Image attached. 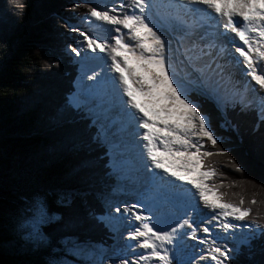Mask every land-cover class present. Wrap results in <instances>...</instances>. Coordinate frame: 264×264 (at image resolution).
I'll use <instances>...</instances> for the list:
<instances>
[{"label": "snow or ice", "instance_id": "snow-or-ice-1", "mask_svg": "<svg viewBox=\"0 0 264 264\" xmlns=\"http://www.w3.org/2000/svg\"><path fill=\"white\" fill-rule=\"evenodd\" d=\"M7 6L13 14L25 10L24 0H7ZM79 6L73 4L72 10ZM84 6L85 22L112 27L107 37L100 38L64 22L68 32L82 38L79 46L65 47L68 55L77 58L80 73L53 119L73 123L67 109L86 121L89 142L104 149L99 157L102 178L115 179L111 193L130 190L137 196L131 203H114L110 194L95 191L91 178H85L83 189L55 193V203L65 207L77 197L86 208L90 195L103 199L107 211L96 219L106 221L126 242L114 249L113 256L94 264H231L233 254L252 255L253 242L264 240V213L254 211L259 203L254 196L246 199L243 190L228 191L237 187V180L221 179L226 174L212 158H226L237 173L243 168L229 149L219 146L221 137L189 92L213 99L219 112H254L252 133L260 131L264 136V0H165V13L156 11L155 19L154 10L160 7L156 0ZM97 53L105 54L115 76H102L89 67ZM233 59L242 64L251 88L248 82H235L226 71ZM58 64L56 60L46 66ZM225 123L236 129L230 119ZM133 140L140 148L138 159L131 154ZM82 166L91 167L93 162ZM193 172L198 173L197 179L189 178ZM176 181H186L195 191ZM25 211L29 214L19 227L29 231L22 239L43 246L47 238L41 225L60 219L50 212L49 194L37 192L26 198ZM213 226L230 236L232 244L221 243L213 235ZM184 239L201 246L199 254L174 260L173 250ZM60 243L69 245L73 255L92 254L71 236L62 237ZM180 251L186 254V246ZM50 264L61 261L53 259Z\"/></svg>", "mask_w": 264, "mask_h": 264}, {"label": "trees", "instance_id": "trees-1", "mask_svg": "<svg viewBox=\"0 0 264 264\" xmlns=\"http://www.w3.org/2000/svg\"><path fill=\"white\" fill-rule=\"evenodd\" d=\"M94 0H24L22 14L13 12L7 0H0V264H50L53 259L71 258L69 245L61 238L71 236L87 248L111 246L113 232L106 221L96 219L106 212L96 197L90 195L87 208L77 197L71 206L55 203V193L61 189H83L85 178H91L95 191L113 178H102L103 146L89 142L84 131L86 121L79 120L70 110L66 115L73 123L53 119L65 97L73 91L79 65L65 52L74 43L75 33H68L64 22L79 25L87 17L85 4ZM73 4H80L72 10ZM69 56V57H67ZM58 66L48 67L52 61ZM199 110L206 113L214 132L221 137L220 147L241 165L237 173L226 158L214 157L226 176V182L237 180V187L228 191L241 192L246 199L259 202L254 211L264 213V136L252 133L254 112L229 109L219 112L215 103L189 92ZM231 120L233 129L225 121ZM94 133V129L90 130ZM91 161L93 166L84 167ZM249 181H254L250 183ZM46 192L50 198V212L60 219L41 225L47 238L43 246H34L22 239L29 229L19 225L27 213L26 198ZM92 211L93 215H88ZM253 254H234L231 264H264V240L253 242Z\"/></svg>", "mask_w": 264, "mask_h": 264}, {"label": "rangeland", "instance_id": "rangeland-1", "mask_svg": "<svg viewBox=\"0 0 264 264\" xmlns=\"http://www.w3.org/2000/svg\"><path fill=\"white\" fill-rule=\"evenodd\" d=\"M122 2H126V0H95L93 2L92 6H101V7L113 6V5H118L119 3H122ZM162 7L164 9V6H162ZM72 26L78 27L80 30L85 31L86 33L92 34V35H94L96 37H100V38L107 37L109 35L110 29L112 27L110 25H106V24L98 23V22H94V21L91 24H89V23H87L85 21L84 22L82 21L81 23H79V25H72ZM160 30H161V32L164 35H166V36L169 35V33L167 32V30L165 28L161 27ZM68 33H70V32H68ZM71 34H73V33H71ZM73 40H74L75 46H79L78 42L82 41V38L79 37L75 33V37H74ZM82 54H85V53H82ZM86 54L89 57L93 56L92 53H86ZM104 55L105 54H103V53H97L96 54L97 58L94 59V60H90L89 61V67H95L96 70L98 72H100L102 76H108V77L115 76L116 74H114V73H112V75L108 73L110 71V63L111 62L110 61H106V59L104 58ZM69 56H67V57H69ZM234 56H235V54H234ZM71 58L74 60V63L76 65H79L76 62L77 58L72 57V56H71ZM237 66L238 67L241 66V68H242V65H237ZM78 67H79V69H78V75H79V73H80V65ZM237 68L236 67L234 68L233 62L231 63V65H226V71H229V72L232 73L233 80L235 82H238V84L243 85L245 82L242 79L238 78V73L239 72H238ZM137 70L139 71V69H137ZM177 71L179 72L180 77L183 78L184 74H183L182 71L179 70V67H178ZM249 85H250L249 87L251 88L252 84L250 83ZM256 94L259 95L258 92ZM199 95H201V94H199ZM249 95H251V93H249ZM133 145H134V147L132 149V153L131 154H132L133 158L138 159L140 148L138 146H135L136 145V141L135 140H133ZM193 173L195 175L194 179H197L198 178V173L197 172H193ZM114 183H115V179H114ZM123 183H125L126 188H131L132 187V185L128 184L127 182H123ZM113 184H107V185L105 184V186H102V190L100 192L110 194L111 195V199L113 200L114 203H117V204H122L123 202L131 203V202H134L137 199V196H136L135 192L130 191V190H125L123 192L111 193V186ZM187 186H190V184H185V187H187ZM94 197H96V196H94ZM96 200L100 204H103L105 206L104 201H103L102 198L96 197ZM202 207L203 206L201 205V208ZM106 211H107V208H106ZM206 211L207 210H204L205 213H206ZM125 223H127V221ZM214 224H215V222H213V225ZM121 231H126V230L122 228ZM212 232H213L214 236H218L220 239H223V240L228 239L226 237L225 233H223L219 228H217L215 226L212 227ZM229 241H231V240H228V242ZM125 242L126 241H124V240H122L120 238L118 233H114L113 232V235L111 237V246H109L107 248L105 247V248H102V249L88 248V249H90L92 254L90 256H87V257L86 256L73 255L72 252L67 250L66 251L67 255L72 257V259L71 258L63 259L61 261V264H94V262H99L101 260H104L106 257L113 256L114 249H116L119 245L124 244ZM184 246H186V254H185V252H181L180 251V248L184 247ZM200 247L201 246L196 244V242L184 239L183 240V244L181 245L178 242L177 247L173 250V258H174V260H180V259L187 260L190 256L198 255L199 254L198 253V249ZM122 254L123 253H121V255ZM198 264H210V262L209 261H199Z\"/></svg>", "mask_w": 264, "mask_h": 264}, {"label": "bare ground", "instance_id": "bare-ground-1", "mask_svg": "<svg viewBox=\"0 0 264 264\" xmlns=\"http://www.w3.org/2000/svg\"><path fill=\"white\" fill-rule=\"evenodd\" d=\"M95 1V0H94ZM93 1V2H94ZM164 3H165V0H163L161 3H159L158 5H160V7H159V9H157L156 11H159V13L160 14H164L165 13V8L163 9V5H164ZM154 19H155V12H154ZM125 32H126V30H124ZM229 36H231L232 34L231 33H229L228 34ZM126 39H127V37H126ZM236 55H238V54H235V56ZM233 64H234V68L236 67H238L237 66V64L235 63V60L233 59ZM236 65V66H235ZM239 65H242V64H239ZM243 67V66H242ZM237 70H238V78H240V79H242L244 82H248V86H250L249 84L251 83L250 82V78H248V77H246L245 75H244V72L242 71V68H241V66L240 67H238L237 68ZM109 74H111L112 75V73L109 71L108 72ZM141 132H142V130H141ZM161 171V174L163 175V172H162V170H160ZM191 176V177H190ZM189 178L191 179H194V174H191V175H189ZM169 179L171 180L172 178L171 177H169ZM175 183H177V184H180L183 188H185V189H191V190H193V191H195L194 189H192V186L190 185V186H187V187H185V184H188L186 181H183V182H181V181H176ZM189 187V188H188Z\"/></svg>", "mask_w": 264, "mask_h": 264}]
</instances>
